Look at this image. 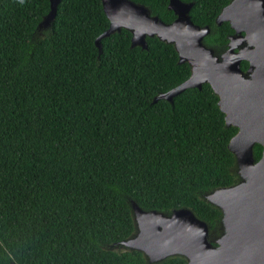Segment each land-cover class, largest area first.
<instances>
[{
  "label": "trees",
  "instance_id": "obj_1",
  "mask_svg": "<svg viewBox=\"0 0 264 264\" xmlns=\"http://www.w3.org/2000/svg\"><path fill=\"white\" fill-rule=\"evenodd\" d=\"M131 1L176 18L169 0ZM181 1L222 53L233 30L215 19L231 0ZM48 12L49 0H0V264H146L138 251L108 249L135 233L127 198L146 211L188 208L217 227L221 212L201 195L238 182L228 149L237 129L211 87L153 102L190 76L172 45L131 47L122 29L99 53L101 0H61L33 38ZM261 154L255 144V161Z\"/></svg>",
  "mask_w": 264,
  "mask_h": 264
},
{
  "label": "water",
  "instance_id": "obj_2",
  "mask_svg": "<svg viewBox=\"0 0 264 264\" xmlns=\"http://www.w3.org/2000/svg\"><path fill=\"white\" fill-rule=\"evenodd\" d=\"M61 0H49V12L38 23L33 38L48 32ZM109 27L95 40L122 29L131 34V47L147 49L146 38H157L172 45L178 63H187L190 76L159 99L173 102L186 89L201 90L208 84L218 97V107L227 127H235L228 149L238 167V182L215 189L206 202L221 212L223 232L216 245L209 241L208 224L188 208L170 214L146 211L132 199L130 205L135 233L112 246L140 252L147 264H160L172 257H182L186 264H264V0H231L215 19L217 26L229 23L233 34L227 49L219 56L204 44L208 26L192 23V3L169 0L168 9L175 19L166 24L152 16L144 5L131 0H101ZM248 68L243 71L241 62ZM255 144L262 146L258 161L253 157Z\"/></svg>",
  "mask_w": 264,
  "mask_h": 264
},
{
  "label": "rangeland",
  "instance_id": "obj_3",
  "mask_svg": "<svg viewBox=\"0 0 264 264\" xmlns=\"http://www.w3.org/2000/svg\"><path fill=\"white\" fill-rule=\"evenodd\" d=\"M46 33H47V32H45V33H41L40 35H37V36H35L34 38H39V37L45 35ZM215 54L219 56L221 53H220V54H217V53L215 52ZM238 170H239L238 167L235 166V167H234V173L237 175L238 179H240V178H239V175H238V173H237ZM207 194H208V193L202 194V195H201V198H202V199H205V196H206ZM222 232H223V229H222V227L220 226V222H219V225H218L217 227H215L214 229L210 230V232H209V241L212 242L211 244L216 245V244H215V241L218 240V239L220 238ZM108 249L113 250V251H116V252L127 251L124 247H120V246H112V245L109 246Z\"/></svg>",
  "mask_w": 264,
  "mask_h": 264
},
{
  "label": "flooded vegetation",
  "instance_id": "obj_4",
  "mask_svg": "<svg viewBox=\"0 0 264 264\" xmlns=\"http://www.w3.org/2000/svg\"><path fill=\"white\" fill-rule=\"evenodd\" d=\"M226 49H227V47H226ZM226 49H225V50H226ZM225 50H224V51H225ZM224 51H223V52H224ZM245 62H246V61H245ZM247 64H248V63H247ZM248 66H249V65H248ZM248 66H247V68H248ZM240 67H241V65H240ZM247 68H246L245 70H243V71H246ZM213 245H214V244H213ZM146 264H147V263H146Z\"/></svg>",
  "mask_w": 264,
  "mask_h": 264
},
{
  "label": "clouds",
  "instance_id": "obj_5",
  "mask_svg": "<svg viewBox=\"0 0 264 264\" xmlns=\"http://www.w3.org/2000/svg\"><path fill=\"white\" fill-rule=\"evenodd\" d=\"M21 2H22V0H21Z\"/></svg>",
  "mask_w": 264,
  "mask_h": 264
}]
</instances>
